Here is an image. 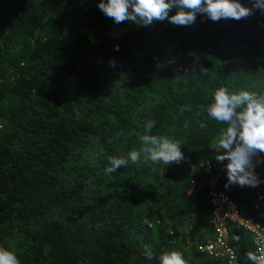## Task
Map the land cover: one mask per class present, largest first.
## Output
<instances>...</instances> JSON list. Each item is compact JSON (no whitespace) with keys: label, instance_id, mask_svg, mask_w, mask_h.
Masks as SVG:
<instances>
[{"label":"trees","instance_id":"trees-1","mask_svg":"<svg viewBox=\"0 0 264 264\" xmlns=\"http://www.w3.org/2000/svg\"><path fill=\"white\" fill-rule=\"evenodd\" d=\"M98 2L0 0V247L20 264H159L164 250L226 264L199 248L210 204L190 169L224 151L213 141L225 125L200 108L212 92L264 89V14L146 27L115 23ZM149 121L184 159L142 156L106 175L109 156L143 147ZM255 172L264 179V163ZM217 175L240 213L264 225V183L226 189V169ZM229 237L236 264H264L249 260L245 230L233 225Z\"/></svg>","mask_w":264,"mask_h":264},{"label":"clouds","instance_id":"clouds-1","mask_svg":"<svg viewBox=\"0 0 264 264\" xmlns=\"http://www.w3.org/2000/svg\"><path fill=\"white\" fill-rule=\"evenodd\" d=\"M251 4V7H245L239 0H99L97 6L117 24L132 22L147 27L164 21L175 26H190L196 22L198 14L213 22L221 19L240 21L254 15L256 10L264 14V0H251ZM173 10L175 14L169 15ZM114 48L119 51L118 46ZM109 63L115 66L114 60ZM200 108L211 119L225 125L219 130L218 140L219 151H224L216 156L217 161H227L224 166L227 175L225 188L229 185L255 188L264 183V179L255 172V168L264 163V89L234 92L220 87L212 92L211 102ZM190 110V105L182 108V111ZM154 126V121L147 123L145 134L140 138L143 144L140 150L109 156L105 174H113L130 163L139 164L142 156L154 163H180L184 155L179 142L151 134ZM144 255L149 260L154 258V253L147 246ZM248 258L256 260L251 253ZM157 259L159 264H186L183 254L177 250H164ZM0 264L20 262L12 251L0 247Z\"/></svg>","mask_w":264,"mask_h":264},{"label":"built area","instance_id":"built-area-1","mask_svg":"<svg viewBox=\"0 0 264 264\" xmlns=\"http://www.w3.org/2000/svg\"><path fill=\"white\" fill-rule=\"evenodd\" d=\"M226 164L220 161H206L199 166H191L190 172L207 184L210 204L208 224L210 233L199 245L206 255L226 264L237 263V251L230 244L229 228L233 225L245 230L251 237L255 262L264 263V225L253 216L242 215L236 202L218 185V175Z\"/></svg>","mask_w":264,"mask_h":264},{"label":"rangeland","instance_id":"rangeland-1","mask_svg":"<svg viewBox=\"0 0 264 264\" xmlns=\"http://www.w3.org/2000/svg\"><path fill=\"white\" fill-rule=\"evenodd\" d=\"M218 140H219V135L214 139V141H213V147L215 148V150H218ZM148 221H149V223L151 224V226H152V228H154V230H155V228H156V224H155V222H152V221H150L149 219H147ZM177 226H178V228L179 229H182V226H183V222H182V220H178V224H177ZM187 228H188V226H187ZM171 233V232H170Z\"/></svg>","mask_w":264,"mask_h":264}]
</instances>
